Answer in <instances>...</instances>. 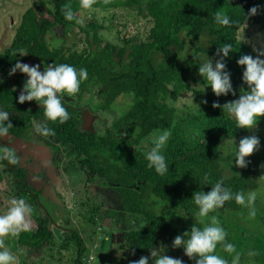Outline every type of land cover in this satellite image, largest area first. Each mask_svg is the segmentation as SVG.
<instances>
[{
  "label": "trees",
  "instance_id": "obj_1",
  "mask_svg": "<svg viewBox=\"0 0 264 264\" xmlns=\"http://www.w3.org/2000/svg\"><path fill=\"white\" fill-rule=\"evenodd\" d=\"M66 4L71 5L76 19L90 9L136 13L138 17L149 19L148 40H141L137 35L128 37L129 34L124 33V37H118L119 42L102 47L100 30L103 28L97 19L82 24H77L76 20L68 21L61 11ZM254 6H258L257 0H108L107 3L95 0L90 9H83L80 0H50L35 3L23 14L12 42L0 52V110L9 113L13 124L10 134L23 136L34 122H40L44 114L43 107L36 101L19 103L17 88L22 91L28 77L19 71L9 75L16 62L25 63L37 58L43 68L55 63L71 65L78 71L86 69L88 78L81 81L79 91L92 93L98 89L97 95L102 103L104 101L106 110L120 96H134L130 111L112 127L109 126L104 136L79 129L75 111L65 100L62 103L71 118L64 124L47 121V126L56 133L49 137L71 143L83 159L86 171L93 177L99 176L104 185L118 194L120 209L126 214L125 224L132 226L125 232L130 264L142 256L150 257L151 249L155 248L164 232H170L175 239L177 235L190 231L193 224L203 228L204 224L210 223L212 216L219 220L242 208L234 199L229 200L222 208L204 217L201 224L196 216L198 206L192 200L194 192H210L212 185L220 180L233 193L242 191L247 195L257 187L256 182L245 174L226 175L224 167L229 168L232 164L219 152L217 144L225 138L239 139L245 132L222 108L212 106L214 102L223 106L239 98L235 71L243 46L239 35L246 24L261 21L260 9L257 15H248ZM217 10L230 18V25L215 22ZM115 17L113 15V20H118ZM58 25L78 28L84 36L81 40L87 46L81 52H73L70 48L50 44L47 36ZM188 42L192 45L189 53ZM225 44L232 45L231 53L224 59L236 95L229 93L217 97L206 79L199 75V65L210 59L215 64L220 59L216 55L217 50ZM20 49L28 54L19 56ZM9 81L15 82V88L7 84ZM184 93L193 94L195 106L178 111L175 103ZM205 100L206 104L203 103ZM27 105H39L40 108L31 110ZM165 129L171 131L162 154L168 171L160 175L148 167L146 154L139 145L151 133ZM0 164L8 165L11 171L17 168L7 159H0ZM14 176L20 177L24 187L28 186L25 170H17ZM30 191L22 187L14 196L25 200L30 197ZM32 199L36 201V198ZM155 208H159V212H155ZM35 218L37 232L21 233L20 241L24 247L40 249L43 244L52 242L55 235L65 234L60 248L76 253L73 264H87L90 251L77 230L67 231L61 226L52 232L51 218ZM89 220L96 223L94 216ZM220 225L227 231V226L221 222ZM225 243L237 246L234 228L227 234ZM226 253L218 244L213 254L226 259Z\"/></svg>",
  "mask_w": 264,
  "mask_h": 264
},
{
  "label": "rangeland",
  "instance_id": "obj_2",
  "mask_svg": "<svg viewBox=\"0 0 264 264\" xmlns=\"http://www.w3.org/2000/svg\"><path fill=\"white\" fill-rule=\"evenodd\" d=\"M48 1L50 0H0V52L12 42L15 29L20 23L23 14L35 3L41 4ZM257 3L260 9L261 21L246 24L241 30L239 37L243 46L238 55L248 54L255 57L258 52L264 51V0H257ZM113 15L117 16L115 18H118V20H113ZM93 18H96L103 28L100 30L102 47L108 43L119 42L118 37H124V33L129 34L127 35L128 37L137 35L141 40H148V32L151 28L149 19L138 17L136 13L130 15L122 10L103 11L90 9L83 11L80 16L84 23ZM119 31H122V33ZM81 38L83 39L84 36L78 28L58 25L48 34L47 41L55 45V41L60 40L62 41L60 46L70 48L73 52H81L87 46V43L82 41ZM191 46L190 42L188 44V53L191 51ZM254 49L256 51H253ZM261 59H264V57H261ZM25 63L29 65L40 64V68L43 67L38 60H31ZM235 71L238 79L237 93L240 96L241 87L244 89L248 87L242 80L244 67L238 65ZM194 86L196 85L194 84ZM97 90L94 91L95 93L93 91L90 93L88 90L78 92L80 94V103L83 107L86 106L85 108L87 109L82 112L81 119L85 128L95 130L97 134L104 136L109 126L112 127L115 121L124 117L130 111L135 99L132 94L122 95L106 110L103 108L104 101L102 103V99L97 95ZM187 94L184 93L179 100L182 97L186 98ZM190 99H193L194 102L192 93ZM72 106L75 105L72 104ZM194 106L195 102L189 104L181 101V106L177 109L178 111L179 109L181 111L188 110ZM257 123L258 127L251 130L241 128L245 134L239 139L225 138V140L217 144L219 152L232 164L229 168L224 167L226 175L245 174L257 184L255 189L248 191V193L255 191L257 194L254 204L256 209L255 218H250V209L242 205L240 210L233 211L219 219L221 224L228 227L227 234L230 233L232 228L236 232L238 244L235 248L236 252L241 254L239 264H264V118L257 117ZM156 132L151 133L140 142L139 148L145 154L154 146L152 138ZM253 134L260 139L259 150L246 158L250 161L247 168H238L235 166V153L238 150L239 141ZM21 141L23 142L19 143L21 153L31 152L29 140L23 139ZM167 143L161 150V154H163ZM36 157L38 160L36 161V166L40 171L42 169L47 174L44 181L48 178L47 183L43 182L42 187L39 188L40 190L48 189L50 193H45V197L42 196L38 203L30 197L25 199L26 203L32 208V213L29 217L32 225L31 230L35 231L38 227L35 216L49 217L51 218L50 230L52 232H54L56 227L61 226L66 228L67 231L77 230L79 232L80 236L86 241L90 256L95 257L92 264H130V251L126 244L125 232L128 228L131 229L132 226L129 223L125 224L126 214L120 209L119 200L113 199V196H115L113 190L105 187L103 181L95 178L96 176L93 178L88 172L83 173L73 169L71 170L73 171L74 182H69L70 173L67 171L63 172L61 167L64 159L62 153H54L51 149H45L42 153L35 154ZM49 171H52L58 178L53 180L48 173ZM36 179L38 177L32 174L31 180L36 181ZM58 181H64L65 187L61 189V184L59 185ZM18 189L19 186L15 181V177L11 175L9 169L0 165V215L6 214L11 206V199L16 198L14 194ZM159 210V208L154 209L155 212H159ZM91 216L96 218V223H92L89 220ZM22 232L24 231H21L17 236L9 235L3 238L6 247L17 256L19 264L74 263L76 253L73 250H62L60 248L61 243L64 241L62 236H65V234L60 236L56 233L57 235L52 239V242L43 244L42 248L29 249L21 244L20 237ZM173 240L174 237L170 232H164L154 249H159L161 244H163L167 246L166 255L182 259L184 264H195L194 260L189 259L184 254L183 248L174 249L172 247ZM249 252L255 254L249 255ZM226 254L225 258L227 259L229 256L228 262L231 264L236 253L232 255L230 253ZM149 264H153L151 258L149 259Z\"/></svg>",
  "mask_w": 264,
  "mask_h": 264
},
{
  "label": "clouds",
  "instance_id": "obj_3",
  "mask_svg": "<svg viewBox=\"0 0 264 264\" xmlns=\"http://www.w3.org/2000/svg\"><path fill=\"white\" fill-rule=\"evenodd\" d=\"M108 0H105L107 3ZM95 3V0H80V7L90 9ZM64 18L68 21L76 20L77 24H82L83 20L76 19V14L73 12L70 4H66L61 9ZM259 12V6H254L248 11L249 16H255ZM215 22L219 25L228 26L230 18L221 10H217L214 15ZM62 41L56 40L55 46L59 47ZM52 45H50L51 47ZM232 50L231 44H225L218 48L216 55L220 59L213 63V59L207 60L199 65V75L208 82L213 93L219 97L227 96L231 93L233 96L236 92L231 81V73L227 71L226 57L229 56ZM253 51H256L255 49ZM221 53L223 54L221 56ZM28 53L20 49L19 56L23 57ZM264 51L257 53L255 57L252 55H241L237 60V64L244 67L242 74L243 83L248 87H241L240 96L238 99L229 101L221 106L214 102L213 108H222L236 121L238 128L254 129L258 127L257 117L264 118ZM40 64L29 65L22 62H16L11 68L9 75H14L17 71L25 74L28 79L24 82L22 91L19 94L18 101L24 104L26 101H36L43 107V121L34 123V130L38 134L44 136H55L56 133L47 126V121L61 124L67 122L71 117L67 109L62 103V97L59 93H66L69 97L75 96L80 90L81 81L87 80L88 72L81 68L79 71L68 64H47L44 70H40ZM191 93L187 97H182L176 101L175 106L179 108L181 101L192 104L193 99H190ZM207 103V101H203ZM171 104V102H170ZM199 106V105H197ZM4 122H7L5 125ZM13 124L9 120V113L0 110V138L9 136V129ZM171 136V131L168 129L157 131L153 134L151 150L146 154L148 167L154 168L155 171L164 175L168 171L165 156L161 154V150L168 142ZM260 139L253 134L246 136L239 141L238 150L235 153V166L238 168H247L250 161L246 158L252 156L259 150ZM0 159H7L11 164H20L22 158L17 155L16 150L7 145L0 149ZM207 180V177H205ZM223 180L212 185L210 192L203 190L193 193L192 200L198 206L196 216L200 218L199 222L204 223L203 218L208 217L210 212L217 208H222L225 202L234 199L239 205L246 206L250 209L249 217L255 218L256 209L254 207L256 200V192L233 193L229 188L223 186ZM10 207L6 214L0 215V264H19L17 256L5 245L4 237L12 235L17 236L21 231H30L32 228L29 217L32 213V208L24 199L13 198L10 201ZM227 233L220 225L216 216H212L210 223L204 224L203 228L193 224L190 231H186L183 235H177L172 242V247L183 248L184 254L195 264H229L226 259L213 254L217 245L221 244L223 251L227 253H236L231 264H239L240 253L236 252L235 245L225 243ZM167 246L161 244L159 249H151L150 257L142 256L138 260L131 261V264H149V259L153 260V264H184V261L179 258H174L166 255ZM255 253L249 252V255Z\"/></svg>",
  "mask_w": 264,
  "mask_h": 264
},
{
  "label": "flooded vegetation",
  "instance_id": "obj_4",
  "mask_svg": "<svg viewBox=\"0 0 264 264\" xmlns=\"http://www.w3.org/2000/svg\"><path fill=\"white\" fill-rule=\"evenodd\" d=\"M37 61L38 59L37 58H32V59H29L27 62H30V61ZM41 71L44 70V68H40ZM5 79V78H4ZM6 84V83H5ZM7 84L13 88H15V82H12V81H9L7 82ZM17 90L19 92H21L20 89L17 88ZM59 96L62 97V100H65L66 103L71 106V108L75 111V119L78 123V127L79 129L83 130V131H88V132H96L95 130H91V129H88V128H85L83 126V122H82V112L84 110H87L85 107H83V105L80 103V94L77 93L75 96H72V97H69L66 93H59L58 94ZM63 95V96H62ZM69 99V100H68ZM33 102V101H31ZM72 104H74L75 106H72ZM27 108L31 109V110H36L37 108H40V106H28L27 105ZM91 111V110H90ZM93 112V111H91ZM95 113V112H93ZM44 120V114L42 115L40 121H43ZM35 123V122H34ZM34 125V124H33ZM107 126V125H106ZM109 128V127H108ZM108 130V129H107ZM107 132V131H106ZM106 134V133H105ZM100 135V134H98ZM101 136V135H100ZM23 139H26V140H29L30 142V145L29 146L31 152H28L26 154L24 153H21V151L19 150L20 146H19V143H23L21 140ZM9 146L11 148H14L16 150V153L17 155H19L21 158H22V161L20 164H16L17 165V168H14V170H10L9 166H5L7 169H9L11 175L14 176L15 172H17V170H25L26 171V178H25V183L26 187H24L23 185V181L20 180V177H15V181L16 183L18 184L19 186V189L17 191L20 190V188H25V189H31L30 193L31 194H28V196H30V198H36V202L38 203L39 202V199L43 196L45 197V193H50V190L48 191V189H42L40 190L39 187H42V183L43 182H46L48 181V178L44 181V178L47 177V174L41 169V171L39 170V168L36 166L37 162V157L35 158V154H40L43 152V150H53L54 153H62L63 156H64V159L62 160V164H61V167L63 169V172H68L70 173V176H69V182L71 181L72 183L74 182V176H73V170H76V171H82L83 173L85 172H89V171H86L87 169L83 167L82 165V158L80 156L77 155L76 153V150L74 149V146L71 144V143H62L61 141L59 140H56V139H52L50 138L49 136H44L42 134H38L35 132L34 130V126L29 128L25 134L23 136H18L16 134H10L9 133V136L6 137V138H0V146L3 147V146ZM32 156V157H31ZM2 165V164H0ZM4 166V165H2ZM60 167V166H58ZM49 175L53 178V180L57 179L58 177L55 176L52 171H49L48 172ZM32 174H35L36 177H38V179H36V181H32L31 180V175ZM99 176L96 175L95 178H98ZM94 178V177H93ZM99 179V178H98ZM51 180V181H53ZM50 181V182H51ZM47 183V182H46ZM38 184V185H37ZM58 184L60 185V188H64L65 187V183L64 181L60 182L58 181ZM105 187H107L108 189H110L108 186L105 185ZM114 195L113 196V199L116 198V201H118L119 197H118V194L116 192H114Z\"/></svg>",
  "mask_w": 264,
  "mask_h": 264
},
{
  "label": "built area",
  "instance_id": "obj_5",
  "mask_svg": "<svg viewBox=\"0 0 264 264\" xmlns=\"http://www.w3.org/2000/svg\"><path fill=\"white\" fill-rule=\"evenodd\" d=\"M94 260H95V257L89 255V259L87 261V264H92V261H94Z\"/></svg>",
  "mask_w": 264,
  "mask_h": 264
}]
</instances>
